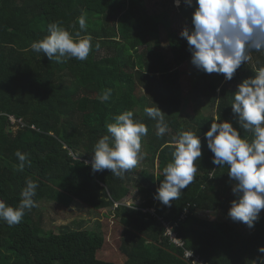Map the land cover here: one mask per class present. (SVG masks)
I'll return each mask as SVG.
<instances>
[{"label": "trees", "instance_id": "trees-1", "mask_svg": "<svg viewBox=\"0 0 264 264\" xmlns=\"http://www.w3.org/2000/svg\"><path fill=\"white\" fill-rule=\"evenodd\" d=\"M180 8L187 9L183 3ZM81 14L87 23L81 36L93 37L87 60L50 61L30 49L49 34L52 22H62L73 34L80 31ZM185 25L174 0H0V200L15 208L26 180L38 184L36 207L21 223L9 227L0 220V264H253L264 255L258 252L264 246V211L252 229L231 226L228 168L212 163L203 140L211 122L232 120L236 85L264 66V53L253 52L232 81L195 70L187 94L188 74L181 69L190 53L178 30ZM106 89L111 97L101 101ZM190 97L201 108L195 117L188 113ZM156 106L169 125L163 137L144 111ZM125 111L148 127L142 151L150 173L137 166L122 177L107 169L93 174L94 145L108 134L105 125ZM187 130L202 137L199 170L181 197L165 206L154 194L172 161L173 137ZM243 135L251 139L252 134ZM17 150L28 156L23 171L17 168ZM135 190L146 197L141 207L124 204ZM73 201L116 216L115 227L123 234L119 251L107 247V224L54 230L52 210ZM208 213L224 215L232 224L200 217ZM170 228L184 248L172 243Z\"/></svg>", "mask_w": 264, "mask_h": 264}, {"label": "clouds", "instance_id": "clouds-1", "mask_svg": "<svg viewBox=\"0 0 264 264\" xmlns=\"http://www.w3.org/2000/svg\"><path fill=\"white\" fill-rule=\"evenodd\" d=\"M181 3L192 9L190 26H185L179 35L186 40L190 63L197 71L222 74L225 81H232L237 69L252 59L253 52L264 53V0H174L175 7ZM77 19L80 31L73 34L62 22H52L47 28L49 34L32 42L30 49L44 53L50 61L87 60L93 49V37L81 36L87 30L86 16L81 14ZM99 47L97 43L95 48ZM111 94L112 90L106 89L101 101H108ZM144 111L156 121V135L163 137L169 131L165 114L157 106ZM231 111L232 120L217 118L211 122L203 140L213 154L212 163L218 168H228L234 196L228 218L252 229L264 211V66L257 67L254 75L236 85ZM113 121L105 125L108 134L94 145L90 167L93 174L107 169L122 177L144 159L142 139L147 136L148 127L134 119L132 111L114 116ZM243 133H251V139ZM173 143L172 161L163 168L164 179L154 194V199L169 207L195 180L197 161L203 155L201 134L194 131L179 132ZM15 156L18 170L23 171L27 154L17 150ZM37 188L35 181L26 180L22 199L15 208L0 200V220L9 227L21 223L26 211L36 207ZM258 252L264 254V246ZM186 255L190 257L192 252ZM252 262L264 264V255Z\"/></svg>", "mask_w": 264, "mask_h": 264}, {"label": "rangeland", "instance_id": "rangeland-1", "mask_svg": "<svg viewBox=\"0 0 264 264\" xmlns=\"http://www.w3.org/2000/svg\"><path fill=\"white\" fill-rule=\"evenodd\" d=\"M177 10V14L180 17V19L183 22L187 23V26H190V19L192 14V9L187 8L185 10H181L180 7H175ZM186 26V25H185ZM184 26L179 27L178 30L182 31ZM164 38L163 45L164 47H167V44L169 43L167 35L164 34L162 36ZM195 68L192 65H185L181 71L186 72L189 74L187 80L184 81V90L188 94H190V76L195 75ZM189 82V83H188ZM192 102L190 103L188 107V113H190L191 116L195 117L197 116L195 113L200 110L199 104L195 101L193 97H190ZM148 158L147 156L144 157L142 161L137 165L138 169H140L142 172L150 173L149 166L147 165ZM152 173H156L155 171H152ZM146 203V197L142 196L137 192L136 190L133 191L132 195L124 201V204H127L129 207H141ZM201 218L207 220L211 223H222L224 225L226 224H232L231 221L228 219L226 220L224 218V215L214 214V213H208L203 214L200 216ZM51 226L54 228V230H60V229H67L71 228L73 230H93V228H98L100 224L102 225H108L110 226V230L108 233V241L109 246L108 249L113 248L116 251L120 250L121 246V237L123 236L121 230L117 229L115 227L119 221L116 220V216L114 214H111V212H103L102 214L97 213L90 209L88 206L84 205L83 203L79 201H73L70 204H67L65 206H56L51 212ZM232 227H237L238 230H246L242 229V226L236 225V223H233L231 225ZM113 234L115 235L116 240L113 239Z\"/></svg>", "mask_w": 264, "mask_h": 264}, {"label": "built area", "instance_id": "built-area-1", "mask_svg": "<svg viewBox=\"0 0 264 264\" xmlns=\"http://www.w3.org/2000/svg\"><path fill=\"white\" fill-rule=\"evenodd\" d=\"M168 236L171 238L172 243L177 247L184 248L186 246L185 242L180 239L177 234L174 233L173 228H170V230H168ZM188 259H194V256L191 255L190 257H188ZM195 264H198V261H196Z\"/></svg>", "mask_w": 264, "mask_h": 264}, {"label": "crops", "instance_id": "crops-1", "mask_svg": "<svg viewBox=\"0 0 264 264\" xmlns=\"http://www.w3.org/2000/svg\"><path fill=\"white\" fill-rule=\"evenodd\" d=\"M163 36H164V35H163ZM187 64L191 65V63H190V62H188ZM187 64H186V65H187ZM187 74H188V73H187ZM188 76H189V74H188ZM185 80H187V79H185Z\"/></svg>", "mask_w": 264, "mask_h": 264}]
</instances>
